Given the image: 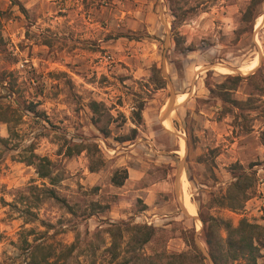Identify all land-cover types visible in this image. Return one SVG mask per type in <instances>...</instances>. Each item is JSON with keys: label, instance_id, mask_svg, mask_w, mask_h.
Returning <instances> with one entry per match:
<instances>
[{"label": "rangeland", "instance_id": "rangeland-1", "mask_svg": "<svg viewBox=\"0 0 264 264\" xmlns=\"http://www.w3.org/2000/svg\"><path fill=\"white\" fill-rule=\"evenodd\" d=\"M255 1L0 0V264L72 244L82 252L73 263L109 264L107 222L154 227L147 256L202 253L196 239L208 252L202 217L264 226V0ZM215 66L251 77L233 97L255 110L212 95L238 75ZM173 94L170 130L161 117ZM93 102L113 117L109 137ZM32 154L48 159L49 177L22 162ZM241 174L256 179L252 197L222 207Z\"/></svg>", "mask_w": 264, "mask_h": 264}, {"label": "trees", "instance_id": "trees-1", "mask_svg": "<svg viewBox=\"0 0 264 264\" xmlns=\"http://www.w3.org/2000/svg\"><path fill=\"white\" fill-rule=\"evenodd\" d=\"M262 4V0L255 1ZM252 12V7L248 10L246 16ZM257 74V73H256ZM254 74L252 77H254ZM251 77L240 75L229 76L225 83L218 85L217 88H210L212 95L219 97L225 104H232L231 107L237 108L242 112L255 110L251 103L253 100L239 101L233 97L238 91L241 83ZM92 109L98 117L94 121L95 127L105 137H109L110 124L112 116L102 114V107L99 103L93 102ZM137 115L138 120L142 121L141 110ZM231 112L232 109H227ZM106 119V120H105ZM130 139H123L127 141ZM89 150V148H88ZM91 151V150H90ZM29 165H36L38 172L44 178L51 175L48 167L49 161L46 158H40L32 154L29 159H24ZM93 172L96 170L91 169ZM126 174L117 173L112 182L116 186H122L127 179V170L122 171ZM256 179L249 174L235 176V181L229 187L227 193L222 196V207L237 210L242 208L252 197ZM53 194L52 191H49ZM54 195H52L53 197ZM204 223V242L207 250L216 264H264L260 259L264 257V226L253 224L243 219L238 227H233L231 223L214 217H202ZM106 232L112 240V244L107 249L110 255L109 264H208L206 258L197 249L194 255L188 253L166 254L161 253L155 256H147L143 251L144 247L152 241L155 236V228L148 225L135 224L130 221L107 222ZM221 231L226 232L223 238ZM82 252L77 251V245L72 244L59 253L52 246H35L29 253L28 261L21 264H83L80 261L72 262V259L80 257ZM96 257V252L90 255ZM87 264H96L94 261Z\"/></svg>", "mask_w": 264, "mask_h": 264}, {"label": "bare ground", "instance_id": "bare-ground-1", "mask_svg": "<svg viewBox=\"0 0 264 264\" xmlns=\"http://www.w3.org/2000/svg\"><path fill=\"white\" fill-rule=\"evenodd\" d=\"M253 65L249 66V67H245L244 69H255L256 67H258V61L255 60L254 62H252ZM246 66V65H245ZM214 69V68H213ZM241 69V68H240ZM215 70L219 71V72H226V73H233V70H230V69H226V67H222V66H215ZM242 73H244L243 71H241ZM167 112V109L163 112V114H165ZM174 113H172L171 115H173ZM171 115L163 122L164 125L170 129V130H173L174 127L172 125V121H171ZM173 118V117H172ZM174 121V120H173ZM181 184H182V190H183V200H184V204L188 207V209L191 211V212H194L195 213V207L194 205L192 204V202L190 201V197L188 194V182L185 178H181ZM198 221V227L199 229L201 228V222Z\"/></svg>", "mask_w": 264, "mask_h": 264}, {"label": "water", "instance_id": "water-1", "mask_svg": "<svg viewBox=\"0 0 264 264\" xmlns=\"http://www.w3.org/2000/svg\"><path fill=\"white\" fill-rule=\"evenodd\" d=\"M210 68H212V66H209V67H207V69H210ZM229 68H230V66H229ZM230 69H232L233 70V72L234 73H236V74H238V75H240V74H242V72L241 71H239V69L238 68H236V67H231ZM179 106L178 105H176V101H175V96H174V94H173V96H172V99H171V101H170V103H169V105H168V109H167V112L165 113V114H162V117H161V122L163 123L177 108H178ZM176 134V133H175ZM186 148H187V145H186ZM183 166H184V161H182L181 162V164H180V170H179V172L181 173L182 172V169H183ZM180 173L178 174V177H177V180H176V187H177V191H178V188H179V179H180ZM181 205V204H180ZM182 207V206H181ZM182 209H183V211H184V213L186 214V215H188L187 213H186V211H185V209L182 207ZM196 242H197V244H198V246L200 247V249H201V251H202V253H203V255H204V257L207 259V261L210 263V264H216L215 263V261L212 259V257L210 256V254L200 245V243H199V241L196 239Z\"/></svg>", "mask_w": 264, "mask_h": 264}, {"label": "crops", "instance_id": "crops-1", "mask_svg": "<svg viewBox=\"0 0 264 264\" xmlns=\"http://www.w3.org/2000/svg\"><path fill=\"white\" fill-rule=\"evenodd\" d=\"M166 128V127H165Z\"/></svg>", "mask_w": 264, "mask_h": 264}]
</instances>
